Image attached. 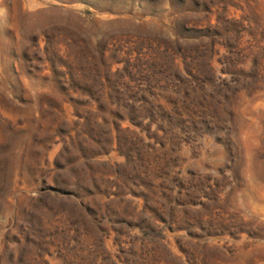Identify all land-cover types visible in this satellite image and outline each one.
<instances>
[{
	"label": "rangeland",
	"instance_id": "obj_1",
	"mask_svg": "<svg viewBox=\"0 0 264 264\" xmlns=\"http://www.w3.org/2000/svg\"><path fill=\"white\" fill-rule=\"evenodd\" d=\"M204 5L244 23L223 121L119 119L182 103L148 69ZM258 46L264 0H0V264H264Z\"/></svg>",
	"mask_w": 264,
	"mask_h": 264
},
{
	"label": "trees",
	"instance_id": "obj_2",
	"mask_svg": "<svg viewBox=\"0 0 264 264\" xmlns=\"http://www.w3.org/2000/svg\"><path fill=\"white\" fill-rule=\"evenodd\" d=\"M222 10L217 23L212 24L213 8L204 5L197 10L185 9L180 14L184 19L179 27L181 36L163 49L157 46L151 56L153 63L148 69L151 77L157 85L165 82L172 86L175 89L173 93L182 103H176L171 111L154 106L124 108L119 119H129L133 124L141 125L147 118L154 121L158 115L163 122L190 121L194 128L223 121L226 109L216 99H208L207 89L214 82V57L220 54L221 48L226 49L222 57L225 70L234 75L238 69L237 57L244 52L239 48L244 23L231 17L228 8ZM187 14L201 16L202 20L189 19ZM258 48L259 51L264 50L260 46Z\"/></svg>",
	"mask_w": 264,
	"mask_h": 264
}]
</instances>
